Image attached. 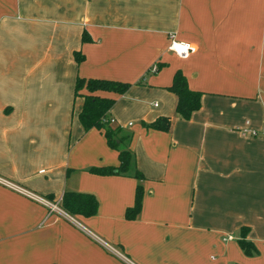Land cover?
I'll use <instances>...</instances> for the list:
<instances>
[{
    "label": "crops",
    "instance_id": "0c3cea01",
    "mask_svg": "<svg viewBox=\"0 0 264 264\" xmlns=\"http://www.w3.org/2000/svg\"><path fill=\"white\" fill-rule=\"evenodd\" d=\"M170 34L194 45L187 58ZM177 70L201 93L187 119ZM77 78L128 84L92 92L114 98L105 120L138 178L91 170L117 149L79 123ZM0 177L97 201L60 214L0 183V264H264V0H0Z\"/></svg>",
    "mask_w": 264,
    "mask_h": 264
},
{
    "label": "trees",
    "instance_id": "16d2710c",
    "mask_svg": "<svg viewBox=\"0 0 264 264\" xmlns=\"http://www.w3.org/2000/svg\"><path fill=\"white\" fill-rule=\"evenodd\" d=\"M84 39L83 35L82 40ZM73 57L76 62H79L82 55L78 51H75ZM83 86L88 92L80 93L83 97V102L77 114L79 123L85 130L91 127L103 128L106 142L117 149L118 158V164L116 166H101L92 168L91 170L98 174H132L134 177L138 178L140 173L134 168L131 153L124 145L127 135L115 136L117 129L110 128L107 125L108 121L105 120L106 111L112 105L114 98L93 94L92 92L95 90H106L121 94L126 90L128 84L107 79L77 78L73 89L74 95L78 94V89ZM168 89L176 97L174 110L179 117L187 119L193 111L199 108L201 93L188 88L186 79L179 70L174 72ZM165 123H167V120L165 117H162L149 123L148 126L165 129ZM116 139L118 141H116ZM140 203L141 189L140 186L137 185L135 188L133 204L125 210V218H133L139 211ZM59 206L63 211L70 215L79 214L90 216L96 212L97 201L90 193L65 191L61 196ZM241 230L244 232L245 228H242ZM238 243L245 254H251L252 251H254L251 244L242 238L238 240Z\"/></svg>",
    "mask_w": 264,
    "mask_h": 264
},
{
    "label": "built area",
    "instance_id": "2783aa9c",
    "mask_svg": "<svg viewBox=\"0 0 264 264\" xmlns=\"http://www.w3.org/2000/svg\"><path fill=\"white\" fill-rule=\"evenodd\" d=\"M193 48H194V45L192 43L187 42V41L177 40V39H175L174 34L169 35V42L167 45V49L170 52H172L174 55H176L178 58H180V59L187 58L189 56V54L191 53V51H193ZM152 69H155V65L152 67ZM0 183L19 191L20 193L28 196L29 198L33 199L34 201H36L38 203H41L49 211H54V212L63 214L62 210L60 209V207L57 204L58 201H60V198H58L54 201H51L47 198H44L40 195L33 193V192L22 189V188L14 185V184L8 182L4 178H1V177H0Z\"/></svg>",
    "mask_w": 264,
    "mask_h": 264
}]
</instances>
